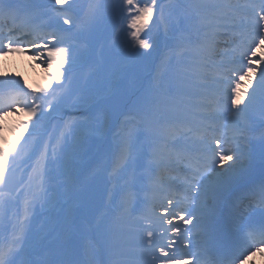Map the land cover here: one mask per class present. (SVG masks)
<instances>
[{
  "label": "rangeland",
  "instance_id": "obj_1",
  "mask_svg": "<svg viewBox=\"0 0 264 264\" xmlns=\"http://www.w3.org/2000/svg\"><path fill=\"white\" fill-rule=\"evenodd\" d=\"M214 1L217 6H223L226 9V14L239 18L238 22L246 23L241 25V27L247 34L252 33L254 29L261 27L263 24L264 20L260 17V14L254 19L246 18L247 8H250L249 10L252 11L254 7L253 5L248 6L244 0ZM255 1H260L258 2L259 4L262 3V0ZM2 2L13 3L17 7H25L28 3V7L31 8H33L36 3L35 0H0V3ZM51 2H54L57 6H63L62 8H58V11L67 14V16H69L67 21L68 24L75 26L77 16L71 12L70 7L71 4H79V2L75 0H51ZM189 2L190 0H106L104 3L102 0H88L85 3L86 10L82 13L88 28L84 29V27H82V30L79 32L71 34L70 31L66 34L68 38L74 40V45L73 47L67 46L64 53L58 48V42L46 45L38 50H19L17 49V43H11L6 53L0 56V89L23 88V86H26L28 83L31 85L30 89L33 90L35 95H37L38 90H41L46 92V96L50 97L51 100H54V97L57 99L59 98L55 105L60 116H64V106L69 104L73 107H87L88 109H93L91 114L98 119V121L92 122L88 120L80 124H73L67 128L60 127L59 121L55 119L50 120L47 106L43 102H41L42 111L39 115L42 118L45 117L47 120H50L49 124L46 121L37 119L33 109H31L33 115L29 119H24L23 114L16 112V110L5 114L0 118V128L5 129L8 125H11L12 128L16 130V134L12 140L8 142V145L4 147L3 156L9 155L10 153V157L4 164L2 163L3 157L0 159V168L2 169L0 173V182L2 183L5 178L10 177L17 170L15 168L16 164H23V147H27L25 140L23 141V133H26V128L23 127V119L27 122L36 123V129L30 127L26 137L28 133L38 132L41 128L46 130L45 134L47 135L52 130L55 131L54 127H60L59 134H66L65 137L67 138L66 142L61 143L65 144L67 147V154H69L70 152H75V149L82 147L77 144V139L80 136H83L82 139H85L84 147L88 148L89 151L96 152L100 150V148L105 147V150H109L112 153V150L116 147L114 142H110V135L114 130L113 127L117 125L120 127L124 124L122 127L126 129V127L129 126V122L126 120L127 118H122V115L128 113L131 107H138V110L135 111L138 119H136L135 122L138 120H149L145 114L147 110L151 111L154 117H156L158 112L154 110L151 104L154 99H158L154 98L156 78H158L160 72L163 73L162 77H166L173 73L170 78L171 80L178 77L176 69H178L179 66L183 68V62L191 64L190 60L186 57L189 48L187 49L185 46L175 48L171 41V35H173L174 31L180 32V28L186 26L185 22L181 24L179 14L186 10ZM100 8L102 9L103 15L99 13ZM118 8L122 9L123 24L121 22L122 27L111 37L113 39L110 40L108 39L110 37L104 34V27H106L111 15ZM133 13H136L137 16L133 15ZM199 22L206 25L214 24L212 20L207 19V17L202 14L200 15ZM254 24H256V26H253ZM148 25L152 26L151 31L145 29ZM194 28L198 29L197 26H194ZM125 32L130 35V37L125 36ZM225 32L243 38V35H236V33L232 31H218L217 29L214 32L217 34V37L215 36L217 44L216 46H212L209 43L207 46L209 50H213L214 47L218 48L219 46L230 47L228 44L232 42L228 37L223 35ZM57 33H59L58 30ZM120 38H122V41L119 44ZM201 38L203 37L201 36L200 39ZM125 40L127 41L122 43ZM243 40L249 41L248 38L246 40L243 38ZM59 41L62 42V39ZM134 43L141 45V48L138 49ZM116 44H119L117 48H112V45L115 46ZM69 45H71V40ZM77 47H79L78 52L82 51L80 56L81 62L83 63L79 66L72 67L73 71L70 73L73 75L72 78H77V75H75V73H77L81 75V77L85 75L88 80L84 83L81 80L78 81V85L74 90L75 92L80 87L77 91L78 99L73 95L74 92L59 97V93L54 92L53 89L65 87L66 82H62L63 76L60 77L54 73V64L59 61L64 66L66 63L65 54H73L74 49ZM181 49L185 52L183 57L179 55ZM234 49V47H231V50ZM254 51V54L251 56V51L245 55L247 58L250 56L252 60V63L247 65L245 71L242 74H233L234 77H236L234 79L236 83L233 85H230L229 79L225 81L222 80L225 76L222 74L227 72L225 69L228 63H217L218 66L223 67V69L220 68L221 73L219 75H214L212 72L215 58L212 57L202 63L206 69L202 83L210 88H219L218 83L222 84L225 89H217V91L222 94L221 96H226L229 99L228 106H230L231 109H239L237 115L248 114L252 116L257 107L263 105L262 101L264 100H261L263 97L259 95L257 100H255L254 97L256 96L255 84L258 79V70L262 67L264 69V39L262 43L259 42L257 44ZM224 52L225 50L221 51V53ZM57 54H60L61 57L57 58ZM192 54L197 55V53ZM179 57L181 59L180 64ZM195 58L196 56L193 57V59ZM129 62L132 64L128 65ZM121 63H124V68L120 67ZM193 64L195 63L193 62ZM140 65L143 66V72L139 70ZM86 68L89 72H86ZM194 71H196V69H194ZM230 71H232V69ZM71 74L69 75L70 77ZM70 86H72V84H70ZM234 88L235 94L229 95ZM165 90L170 92L166 94V96L177 95L179 99H186L188 97L187 90H184L183 85H179L180 93L174 88H165ZM241 90L248 93L252 92V90L254 91L249 97V102H246L244 105L239 104L241 102L238 100ZM110 91L111 94L108 96ZM127 94H130L129 97H131L128 103H126V99L124 98ZM160 95L161 93H158V97ZM60 98L64 102V106L63 103H59ZM206 102L209 103V101ZM78 103L80 104L77 105ZM16 113L18 118L14 119L13 117ZM174 113H178L179 116H175ZM185 116V112L181 110L175 111V109L172 111L167 110L166 116L163 115L167 123L171 121L172 125H177L181 130H183V125L186 122ZM229 116L233 118L236 116V113L231 111ZM153 118H150V120ZM174 119L179 120V123H176ZM141 126L142 124H137L135 127L130 128L131 131H127L123 136L130 142V137L138 136ZM141 137L143 138L142 142L145 144V134H142ZM121 144L124 145V143ZM132 144L134 145V143ZM165 145L166 147L168 146L167 143ZM162 151L164 152L163 148ZM229 170L230 169L226 167L223 161V164L217 168L215 175L218 176L220 174L219 176H221L222 174H227ZM233 173L235 174V172ZM9 186L13 188L15 183L11 181ZM2 188H4L3 184L0 186V189ZM110 189L111 188L108 187L105 191L110 193ZM90 196L91 193L89 194L87 202L92 204ZM8 200L9 198L5 197V193L0 194V204L8 205V207L12 208L14 200ZM100 201L101 199L98 200V202Z\"/></svg>",
  "mask_w": 264,
  "mask_h": 264
},
{
  "label": "bare ground",
  "instance_id": "obj_2",
  "mask_svg": "<svg viewBox=\"0 0 264 264\" xmlns=\"http://www.w3.org/2000/svg\"><path fill=\"white\" fill-rule=\"evenodd\" d=\"M250 5H253V3H250ZM205 15L207 17V19L212 20L213 22L216 23H220L223 21H226L228 19V15L226 14V9L223 6H217V4L215 3L214 0H190L188 7L186 8V10L183 13L179 14V19L181 21V24L183 22L186 23V26L183 28H180V32H179V43H184V45H186L187 47H191V48H196L198 49L196 52H208L209 50L206 49L204 47V45H208L209 43L215 41V37L214 34L210 35V36H206V42L199 44V48L197 47V42H202L201 40H194L197 38V36L200 34L202 36V33L204 32H214L217 27H212V28H206V24L200 23V15ZM59 17V16H58ZM57 20V17L56 19ZM194 26H197L198 29L194 28ZM194 40V41H193ZM193 41V43L191 42ZM182 44H179L180 46H184ZM76 60V59H75ZM236 60V59H235ZM233 60V61H235ZM179 85H184L185 87H187L190 91L189 94L192 96H197V95H202V91H198L195 90L194 88H191L189 86V83L184 82L180 77H179ZM178 86V85H176ZM160 87V86H158ZM258 94L259 93H264V73L261 74L258 77L257 80V86H256V90H255ZM180 93V92H179ZM251 93V92H250ZM250 93L245 92L243 90H241V94L239 96L238 99H241V102H246L248 100V98L250 97ZM155 105L156 107L160 110L163 111V107L165 106V102L163 101H155ZM28 110V109H27ZM27 114V113H26ZM12 134L9 132L8 128L5 129H1L0 128V147L3 145V143L5 142V140H7L9 137H11ZM259 142H263V143H259ZM255 150L253 153H244L243 155H231L226 163V167L229 168V172L228 173H233L236 172L233 175H237L238 177H244V178H248L245 181H250L252 179L253 175H256L258 171L262 170L263 174H264V162L262 161V159H260L258 157L259 152L264 149L262 146L264 145V134L259 137L256 138L255 140ZM252 146H248V148L251 149ZM229 149V148H228ZM225 149L224 155H228L229 154V150ZM232 153V151H231ZM247 159V164L242 168L241 166H239V162L236 161H240L242 159ZM224 159H226V156L224 157ZM138 177V176H136ZM264 178V176H263ZM244 182V181H243ZM257 183H260L258 181H256ZM211 187H213L216 191H218L219 193L222 194V197L220 198H212L208 200V212L205 215H202V219L199 220V224L201 225H207L208 224V220L206 221V215L207 217L214 212V208L220 204V207L218 209H220L224 204H227L228 200L224 199V194H226V190L229 189L228 187H222L221 186V182H217L213 185H211ZM231 190H234V188H232ZM230 191V189H229ZM202 195V194H200ZM193 222L198 223V221L196 219H192ZM199 225L198 227L202 228V226ZM197 226V225H194ZM255 264H264V258L263 259H257V262Z\"/></svg>",
  "mask_w": 264,
  "mask_h": 264
}]
</instances>
